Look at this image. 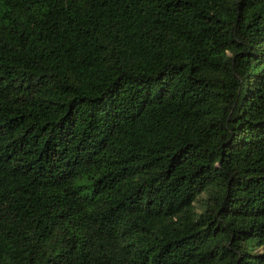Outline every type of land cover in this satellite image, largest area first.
Returning a JSON list of instances; mask_svg holds the SVG:
<instances>
[{
    "label": "trees",
    "instance_id": "obj_1",
    "mask_svg": "<svg viewBox=\"0 0 264 264\" xmlns=\"http://www.w3.org/2000/svg\"><path fill=\"white\" fill-rule=\"evenodd\" d=\"M0 264H264V0H0Z\"/></svg>",
    "mask_w": 264,
    "mask_h": 264
}]
</instances>
